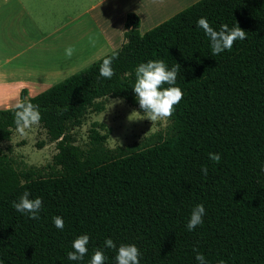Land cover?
<instances>
[{"label": "trees", "instance_id": "1", "mask_svg": "<svg viewBox=\"0 0 264 264\" xmlns=\"http://www.w3.org/2000/svg\"><path fill=\"white\" fill-rule=\"evenodd\" d=\"M201 17L216 30L238 24L246 39L212 56ZM124 26L126 45L22 99L39 106L57 153L49 171L19 170L0 147V264H89L97 248L105 264H116L108 238L117 248L135 244L140 264H198L197 252L208 264H264V0H198L144 33L139 15L128 12ZM113 52L115 74L105 79L100 65ZM148 60L181 66L184 96L167 129L110 148L109 132L94 122L87 145L76 144L71 130L89 111L102 112L108 97L143 112L132 87ZM14 109L0 110V143L17 129ZM25 191L43 200L38 220L12 206ZM201 203L203 224L189 231ZM82 234L90 236L88 253L71 261L67 253Z\"/></svg>", "mask_w": 264, "mask_h": 264}, {"label": "rangeland", "instance_id": "2", "mask_svg": "<svg viewBox=\"0 0 264 264\" xmlns=\"http://www.w3.org/2000/svg\"><path fill=\"white\" fill-rule=\"evenodd\" d=\"M36 2V13L41 17V20H49L50 29H52V23L57 28L58 25H62L71 19L68 28L56 32L53 39L61 41L63 34L65 41L69 40L75 50L80 49L81 51L79 56L82 57L79 67L82 68H76L71 72L67 71L64 73L65 76L61 78H54L52 80L54 84L87 68L107 53L114 51L116 47L119 48L124 41L117 44L116 47L111 45V48L104 41L102 24L109 19L114 26V32L117 34L123 23L125 24L123 22L125 18L122 17L125 9L129 8V12H135L133 7L142 5L141 1L139 4L135 0H45L44 4L40 1L39 3ZM173 11L163 12L153 22L157 23L156 21L164 17H167L165 20L168 19L171 17L168 15L174 13ZM79 16L81 17L78 18ZM150 25L151 23L143 24L140 31L144 33L154 27V25L151 27ZM70 64L74 63L71 61ZM104 101L106 106L102 112L89 111L83 123L71 130L70 134L76 144L83 147L87 145L89 129L94 122L103 124L104 131L109 132L107 145L110 148L142 142L154 133L164 132L170 124L169 118L152 123L150 119L143 118L146 113L129 105L123 99L108 97ZM0 147L13 159L19 170L35 166L46 167V171H49L48 167L52 164L53 157L57 153L56 142L49 139L46 130L40 123L26 129L23 135L17 129L13 130L10 139L2 141Z\"/></svg>", "mask_w": 264, "mask_h": 264}, {"label": "crops", "instance_id": "3", "mask_svg": "<svg viewBox=\"0 0 264 264\" xmlns=\"http://www.w3.org/2000/svg\"><path fill=\"white\" fill-rule=\"evenodd\" d=\"M36 1L43 4L45 2L0 0V110L15 107L22 99L42 93L53 86L54 78L65 76V72L82 68L79 67L82 57L79 56L80 49H76L74 54L68 57L65 55V49L71 46L70 41H65L63 34L61 41L53 39L56 32L68 28L71 19L57 28L52 23L50 29L49 20H41L36 13ZM135 1H141L143 5L133 7V11L141 19V27L145 23H151L150 27H155L167 18L153 22L163 12L174 10V13L168 15L173 16L198 0ZM127 12L129 8L122 14L125 20ZM125 20L123 19V22ZM113 27L109 19L102 24L104 41L110 48L111 45L116 47L124 41V23L117 34ZM71 61L74 64H70Z\"/></svg>", "mask_w": 264, "mask_h": 264}, {"label": "clouds", "instance_id": "4", "mask_svg": "<svg viewBox=\"0 0 264 264\" xmlns=\"http://www.w3.org/2000/svg\"><path fill=\"white\" fill-rule=\"evenodd\" d=\"M198 27L202 28L205 34L209 37L211 44L212 56H216L225 50H231L237 40L246 39V32L238 24L229 27L228 24H222L218 30L214 29L208 22L206 17H201L197 21ZM127 40L124 41L126 45ZM75 52L74 47L68 46L65 49V55L71 57ZM118 58V52H113L111 56L106 57L100 65V76L105 79H111L115 74L113 61ZM180 64L176 63L170 69L163 60H148L140 63L135 69L136 81L132 87L139 106L143 109L146 115L143 118H148L153 122L166 120L170 118L175 106L183 99L184 93L177 86V75L180 71ZM168 85V87H164ZM67 108L63 109L66 111ZM41 112L39 106L30 101L21 100L16 103L14 109V122L17 130L23 135L26 129L33 125L39 124L41 120ZM210 160L219 162L220 154L210 153ZM201 172L207 176V167H202ZM31 193L25 191L18 201L13 202V207L20 213H27L33 220H38L39 213L43 207V200L37 196L30 198ZM206 214L204 205L197 204L190 213V218L187 222V229L194 230L198 225L203 224V217ZM53 223L58 229L63 230L64 221L60 216L53 217ZM90 236L88 234L79 235L72 242L73 251L67 253V258L71 261H79L88 253V244ZM105 246L116 249V264H140V251L135 244L121 243L118 248L111 238L105 240ZM106 257L104 251L100 248L95 249L91 256L89 264H105ZM196 260L198 264H208L205 256L197 252ZM217 264H225L223 259L217 261Z\"/></svg>", "mask_w": 264, "mask_h": 264}]
</instances>
